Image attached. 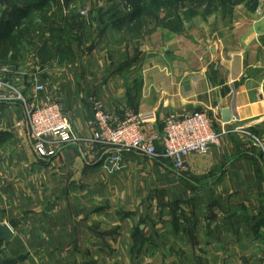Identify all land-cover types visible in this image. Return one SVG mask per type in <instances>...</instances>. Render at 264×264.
Instances as JSON below:
<instances>
[{
	"label": "crops",
	"instance_id": "1",
	"mask_svg": "<svg viewBox=\"0 0 264 264\" xmlns=\"http://www.w3.org/2000/svg\"><path fill=\"white\" fill-rule=\"evenodd\" d=\"M110 1L47 0L39 9L92 13ZM241 8L244 21L223 20L219 8L183 22L179 33L159 30L145 43L139 40L144 54L126 64L125 46L106 42L89 52L74 46L69 62L67 54L45 62L41 55H23L22 40L6 41L0 32V69L9 70L7 79L27 98L42 85L39 98L61 104L76 137L57 146L54 157L40 159L23 107L0 104V225L13 233L10 244L1 245V258L9 264H173V235L158 248L141 239L163 229L136 227L145 212L144 218L155 219L161 204L202 207L196 213L203 240L183 249L208 252V260L183 264H264V0L253 12ZM96 99L118 118L128 106L158 124L170 114L204 112L220 147L186 156V172L174 169L159 149L154 158L124 151L119 169L109 172L101 165L108 150L94 141ZM210 210L218 221L212 226H220L223 236L214 247L231 242L213 260L203 229ZM163 218L167 223L169 217Z\"/></svg>",
	"mask_w": 264,
	"mask_h": 264
},
{
	"label": "rangeland",
	"instance_id": "2",
	"mask_svg": "<svg viewBox=\"0 0 264 264\" xmlns=\"http://www.w3.org/2000/svg\"><path fill=\"white\" fill-rule=\"evenodd\" d=\"M36 2L37 0H0V26L4 28L0 32H3L6 41H9V38L21 39L20 51L23 55H33L34 57L41 55L46 62L55 58L60 60L63 58L61 55L67 54L69 62L74 59V46L77 52H89L99 43L106 42V45H112L114 48L119 46V49H122V46H125L128 53L125 64L139 59L144 54L145 48L142 46L140 49L139 40L143 43L146 38L159 35V30L166 29L179 33L183 22L186 23L199 15L205 17L216 13L219 8L222 9L219 16L223 20L227 19L229 23L244 21L245 12L238 10L243 6L247 11H250L252 4L248 0H112L104 4L103 7H96L91 11L92 13L87 12L85 15L81 14L82 10L79 13H69L66 9L60 11L56 9L52 12L39 9L40 6L35 7L34 11L28 12L29 8H34L32 5H35ZM24 10H27L25 11L27 13H24ZM107 31L110 32L107 33L108 39H105ZM37 43L39 44L37 45ZM59 54L60 56H58ZM35 64H38V61ZM129 90L130 93H133L135 89ZM123 110L127 111L124 113V117L127 114L136 115L138 112L128 106ZM201 208L189 206L182 208L179 205L166 207L159 204L155 219L144 218L145 212L141 215V220L137 221L136 227L139 224L144 229L155 228L157 232L162 229L164 231L156 237L142 238L141 243L150 239L158 248L164 247L171 240L166 235L172 234L171 238L174 244L172 243L170 250H172L171 255L176 256L173 264H183L184 260L198 263L197 258H202L207 262L208 252L190 255L186 254L189 249H185L187 247L194 248L200 240H203L198 234L200 226L197 213H203ZM128 211L119 208L116 212L124 214ZM212 213L213 211L210 210V220L206 222L203 229L205 243L211 245L209 256L213 260L215 253H218L220 249L224 250L231 242L223 239L221 240L222 245L217 243V247H214V241L223 236L220 226H212V223H218L213 219ZM165 215L169 217L168 224L163 218ZM161 218L164 221H161ZM202 218L203 215H200V223ZM228 226L222 227L227 229ZM232 242L243 243L237 238H233ZM3 244L5 243L0 242V250ZM183 247L185 248L183 249ZM0 264H9V259L0 257Z\"/></svg>",
	"mask_w": 264,
	"mask_h": 264
},
{
	"label": "built area",
	"instance_id": "3",
	"mask_svg": "<svg viewBox=\"0 0 264 264\" xmlns=\"http://www.w3.org/2000/svg\"><path fill=\"white\" fill-rule=\"evenodd\" d=\"M86 13V10L81 11L82 15ZM6 74H9L8 69H0V104L19 103L23 107L31 147L38 158L54 157L57 146L76 141L61 104L39 98L42 85H36L33 95L27 98ZM91 112L94 141L108 150L101 165L109 172L119 169L124 151L154 158L159 155V149L160 156L170 161L174 169L186 172V156L203 155L220 147V135L204 112L185 116L170 114L158 124L153 115L127 114L118 118L107 112L102 101L97 99L92 101Z\"/></svg>",
	"mask_w": 264,
	"mask_h": 264
},
{
	"label": "water",
	"instance_id": "4",
	"mask_svg": "<svg viewBox=\"0 0 264 264\" xmlns=\"http://www.w3.org/2000/svg\"><path fill=\"white\" fill-rule=\"evenodd\" d=\"M222 119L224 122L229 120V113L227 111L222 112ZM13 238V233L7 225H0V242L9 245Z\"/></svg>",
	"mask_w": 264,
	"mask_h": 264
},
{
	"label": "trees",
	"instance_id": "5",
	"mask_svg": "<svg viewBox=\"0 0 264 264\" xmlns=\"http://www.w3.org/2000/svg\"><path fill=\"white\" fill-rule=\"evenodd\" d=\"M44 2H45V0H37L36 4L35 5H32V6L33 7L43 6L44 5ZM248 2H251L252 3L251 4V8L249 10L252 11V12L255 11L256 8H257V0H248ZM25 11H27V10H24V13H27Z\"/></svg>",
	"mask_w": 264,
	"mask_h": 264
}]
</instances>
